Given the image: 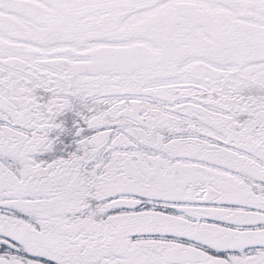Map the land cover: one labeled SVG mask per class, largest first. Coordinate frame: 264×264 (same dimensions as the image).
<instances>
[{"label": "snow or ice", "instance_id": "6c2138e0", "mask_svg": "<svg viewBox=\"0 0 264 264\" xmlns=\"http://www.w3.org/2000/svg\"><path fill=\"white\" fill-rule=\"evenodd\" d=\"M0 264H264V0H0Z\"/></svg>", "mask_w": 264, "mask_h": 264}]
</instances>
